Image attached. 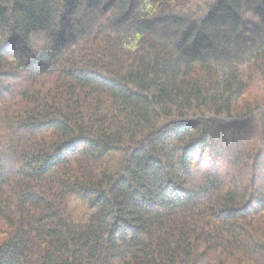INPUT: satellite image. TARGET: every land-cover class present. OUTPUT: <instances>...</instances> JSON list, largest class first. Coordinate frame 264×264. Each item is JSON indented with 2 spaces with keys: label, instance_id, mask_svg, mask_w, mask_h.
<instances>
[{
  "label": "trees",
  "instance_id": "16d2710c",
  "mask_svg": "<svg viewBox=\"0 0 264 264\" xmlns=\"http://www.w3.org/2000/svg\"><path fill=\"white\" fill-rule=\"evenodd\" d=\"M0 264H264V0H0Z\"/></svg>",
  "mask_w": 264,
  "mask_h": 264
}]
</instances>
